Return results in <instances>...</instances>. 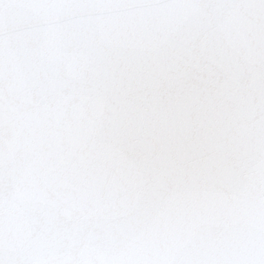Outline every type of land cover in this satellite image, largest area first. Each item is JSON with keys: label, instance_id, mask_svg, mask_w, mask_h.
Instances as JSON below:
<instances>
[{"label": "snow or ice", "instance_id": "1", "mask_svg": "<svg viewBox=\"0 0 264 264\" xmlns=\"http://www.w3.org/2000/svg\"><path fill=\"white\" fill-rule=\"evenodd\" d=\"M0 264H264V0H0Z\"/></svg>", "mask_w": 264, "mask_h": 264}]
</instances>
